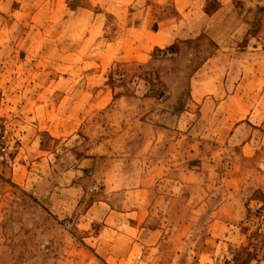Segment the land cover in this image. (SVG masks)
<instances>
[{
    "label": "rangeland",
    "instance_id": "obj_1",
    "mask_svg": "<svg viewBox=\"0 0 264 264\" xmlns=\"http://www.w3.org/2000/svg\"><path fill=\"white\" fill-rule=\"evenodd\" d=\"M259 1L0 0V117L11 137L0 164V264H76L83 246L42 207L45 174L60 172V132L70 168L75 146L140 117L169 126L162 150L180 170L196 166L193 193L155 186L180 218L166 225L157 263L264 264ZM72 176L66 207L84 209L97 196L85 175L70 190ZM120 244L113 252H125ZM137 247L125 264L144 260Z\"/></svg>",
    "mask_w": 264,
    "mask_h": 264
},
{
    "label": "crops",
    "instance_id": "obj_2",
    "mask_svg": "<svg viewBox=\"0 0 264 264\" xmlns=\"http://www.w3.org/2000/svg\"><path fill=\"white\" fill-rule=\"evenodd\" d=\"M259 3L256 0L254 5ZM148 98L142 97L143 100ZM44 127L62 131L66 126L61 124L57 127L44 122ZM174 127L173 123L170 128ZM167 128V124L140 117L126 128L117 129L112 135L105 133V136L97 137L87 150H84L83 145L75 146L71 150L74 162L68 168L73 173L72 177H75V180L71 178V182L76 185H71L70 190L76 189L80 176L85 175L81 181H90L89 192L97 196L86 203L84 209H80L84 207L80 200L76 201L80 206L71 209L66 207L64 193L69 191V187L65 184L68 179L64 177L69 169L60 162L63 161L64 150L67 151V142L64 141H68V138H62L60 132V172L55 173L50 167L45 174L42 207L60 226H63L64 221V228L68 226L67 230L83 246L79 249L83 255L78 256L76 264H125L134 255L137 246H141L144 259L140 264H158L165 252L161 246L163 241H167L166 225L175 226L179 224L180 218L176 212L177 204L169 200L162 204L155 186H162L167 192L169 189L178 192L180 187L182 192L189 194L196 191L195 183L190 184L196 166L188 164L184 170H180L176 154L169 151V147L166 151L162 150L165 145L162 146L161 142L166 138L164 132ZM172 130L169 129L171 133ZM174 143H177L176 139L169 144L171 146ZM153 149L157 152H153ZM199 189H208L207 184L203 183ZM157 209L168 210L167 217L158 216ZM111 241L116 243L113 245ZM124 242L125 252H113L120 249V243ZM104 246H107V250ZM174 254L178 256L176 252L172 256Z\"/></svg>",
    "mask_w": 264,
    "mask_h": 264
},
{
    "label": "built area",
    "instance_id": "obj_3",
    "mask_svg": "<svg viewBox=\"0 0 264 264\" xmlns=\"http://www.w3.org/2000/svg\"><path fill=\"white\" fill-rule=\"evenodd\" d=\"M10 145L11 137L4 120L0 117V164L7 159Z\"/></svg>",
    "mask_w": 264,
    "mask_h": 264
}]
</instances>
